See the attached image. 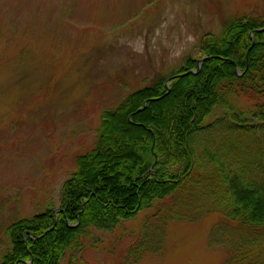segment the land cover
Masks as SVG:
<instances>
[{"label":"rangeland","instance_id":"1","mask_svg":"<svg viewBox=\"0 0 264 264\" xmlns=\"http://www.w3.org/2000/svg\"><path fill=\"white\" fill-rule=\"evenodd\" d=\"M244 14H264V0H0V261L14 219L59 207L103 110L186 57L201 59L202 36L220 35L224 21ZM228 99L253 110L263 96ZM179 199L89 228L83 250L64 262L121 264L144 250L137 264H225L224 247L209 237L216 213L164 218L166 208L188 209Z\"/></svg>","mask_w":264,"mask_h":264},{"label":"trees","instance_id":"2","mask_svg":"<svg viewBox=\"0 0 264 264\" xmlns=\"http://www.w3.org/2000/svg\"><path fill=\"white\" fill-rule=\"evenodd\" d=\"M223 24L220 35L202 36L198 72L188 56L169 85V76H157L103 110L93 148L76 157L62 184L59 207L14 219L0 264H75L64 258L83 250L89 228L115 227L167 196L188 209L166 208V220L218 215L209 237L224 247L225 264H264V29L256 31L264 14ZM231 96L263 99L247 110ZM143 251L121 264H137Z\"/></svg>","mask_w":264,"mask_h":264},{"label":"water","instance_id":"3","mask_svg":"<svg viewBox=\"0 0 264 264\" xmlns=\"http://www.w3.org/2000/svg\"><path fill=\"white\" fill-rule=\"evenodd\" d=\"M264 28H259V29H256V31H262ZM206 59V57H203V58H201V59H199L198 60V62H197V68H196V70H192L191 72H193V73H196V72H198L199 70H200V68H201V65H202V63L204 62V60ZM180 74H177V75H173V76H171L168 80H167V85H168V83L172 80V79H174L175 77H177V76H179ZM145 104H146V102H145ZM57 211V210H56Z\"/></svg>","mask_w":264,"mask_h":264}]
</instances>
